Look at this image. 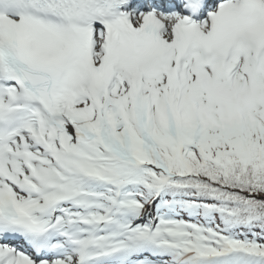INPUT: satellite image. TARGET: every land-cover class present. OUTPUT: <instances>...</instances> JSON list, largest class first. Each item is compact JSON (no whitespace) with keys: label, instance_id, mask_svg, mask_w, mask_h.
Returning a JSON list of instances; mask_svg holds the SVG:
<instances>
[{"label":"snow or ice","instance_id":"obj_1","mask_svg":"<svg viewBox=\"0 0 264 264\" xmlns=\"http://www.w3.org/2000/svg\"><path fill=\"white\" fill-rule=\"evenodd\" d=\"M0 264H264V0H0Z\"/></svg>","mask_w":264,"mask_h":264}]
</instances>
